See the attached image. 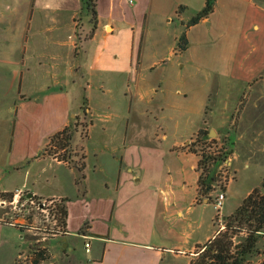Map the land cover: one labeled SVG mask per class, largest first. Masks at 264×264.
I'll return each mask as SVG.
<instances>
[{
    "label": "crops",
    "instance_id": "0c3cea01",
    "mask_svg": "<svg viewBox=\"0 0 264 264\" xmlns=\"http://www.w3.org/2000/svg\"><path fill=\"white\" fill-rule=\"evenodd\" d=\"M205 4L98 0V28L77 50L81 0H0V200L17 190L65 200L67 235L46 242L50 264H191L218 233L215 204L198 203L201 157L191 144L205 128L228 133L235 150L229 121L247 90L264 110V0H217L178 53ZM85 82L97 103L75 112ZM84 119L85 137L72 139L80 172L45 149ZM4 209L0 264H19Z\"/></svg>",
    "mask_w": 264,
    "mask_h": 264
},
{
    "label": "rangeland",
    "instance_id": "374dc122",
    "mask_svg": "<svg viewBox=\"0 0 264 264\" xmlns=\"http://www.w3.org/2000/svg\"><path fill=\"white\" fill-rule=\"evenodd\" d=\"M92 28V25H88L87 18H82L81 14L79 13V15L77 16L76 29L78 41V45H76L77 50L81 49L86 41L91 40L93 38L94 34L91 35ZM84 86L86 91L84 89L76 90V92H78V96L77 94L73 95L75 112L81 111L80 106H84L86 100H90V103L94 105L97 103V90L93 89L92 87L87 88L86 82ZM234 91L237 93L238 89H235ZM87 103H89V101H87ZM242 106H244V109L240 113L238 112V110L240 107L242 109ZM236 115H238V117H236ZM77 124L80 125L78 132L80 131L82 137L84 138L86 135L87 127L89 125V120L84 119L82 123H80L78 120ZM229 126L230 130L232 131V135L234 136V140L238 138L237 146L234 150L235 160L233 161V166H231V164L229 163L231 162V159H233V154L225 163L219 165L216 168L215 172V176L217 179L215 192H217V196L220 193L226 194L227 188L231 180H234V184L232 185L231 191L228 194V199L224 202L223 210L221 209L222 213L224 214H228L234 211L235 208H237L243 203V201L252 193L254 189L260 188L264 182V134L258 137L249 135L245 136L244 139H239L240 136L238 134V132L243 131V129H245L244 131H246L247 127L253 126L260 127L259 130H263L264 132L263 107H259V104L256 103L255 98H250V91L247 90L245 95L240 99L235 114L229 121ZM251 131L252 130H250V132ZM213 132L214 134L209 135L210 140L205 142L203 150H205L207 153H216L217 155H219L217 151H220L219 153L227 152L229 147L226 149L221 148V142L229 134L220 133L219 135H217V130ZM219 132H222V130H220ZM73 146V142H71L70 148H68L67 150H59L56 148V146L51 144L47 146L45 151L48 155L50 154L51 156H54V158L57 159H62V157L65 156V159H67L66 162L69 164V166L77 167V165L81 163L80 159H77L80 157V153L75 151ZM196 150L199 151L200 149L196 148ZM198 154L201 155L200 151L198 152ZM103 159L107 162L113 161L110 157H106ZM89 163L91 166H93V164H96L95 158L92 157ZM200 173H202V171ZM212 197V202L215 204L216 198H214V196ZM6 200L9 201V199L7 198ZM40 202V200L34 201V206L33 203L29 202L27 192L25 191L24 196L21 199V203L24 204L25 207L20 208L18 210H14L12 207L5 208L3 211L6 215L3 218V222H7L6 224H11L12 222L18 221L20 223L25 222V224L29 225L30 227H43V215L40 211L37 210L36 207V205H38ZM212 211H214V208L212 210H209L208 213L213 214L214 212ZM224 214H221L219 212L218 215L215 217V227L217 232L220 230H224L225 228ZM7 228L9 236L8 238L12 243V247L14 248V250L17 249V252H24V254H22L21 259H19V264H32L34 259V252L32 251L33 245L36 244V241L42 240L44 238L43 235L39 231L31 230V232H28L27 230H24L18 226H7ZM233 231V234L236 237L235 241L237 244L241 242L247 234L245 232H242L239 235H236L237 230ZM20 233L24 235L25 239L20 238ZM51 239L53 238H50V240ZM46 245V242L40 244V246L42 247H46ZM82 249L83 245L81 244V246H79L78 248V253L81 255V257L84 256ZM50 262L51 260L42 264H50ZM263 262L264 236H261L257 246V250L249 258V264H262Z\"/></svg>",
    "mask_w": 264,
    "mask_h": 264
},
{
    "label": "trees",
    "instance_id": "16d2710c",
    "mask_svg": "<svg viewBox=\"0 0 264 264\" xmlns=\"http://www.w3.org/2000/svg\"><path fill=\"white\" fill-rule=\"evenodd\" d=\"M217 0H206L205 7L197 13L190 22L186 25V30L180 36L176 51L180 54L187 51L189 47V39L187 30L200 23L202 20L207 19L215 10ZM98 0H81V17L87 18L89 23L93 26L91 35L97 29L98 25ZM184 7H180L182 11ZM87 102L85 103V106ZM239 108L238 112H242L244 106ZM238 117V115H236ZM235 117V119H236ZM80 125L75 123L70 127L65 128L62 132L56 134L51 138L50 144L56 146L59 150H67L70 148V143L76 132H78ZM210 140L208 130L202 128L195 141L191 144V150L198 153L200 151L201 160L199 163V191L198 203L208 199L213 203V193L216 191L217 179L215 176L216 168L225 163L234 154V143L228 137L222 140L221 148H228L225 153L219 155L207 153L204 149L205 142ZM48 145V146H49ZM199 148L200 150H196ZM46 150V149H45ZM45 154L48 155L45 151ZM50 157V154L48 155ZM59 161L66 162L65 156ZM80 172L84 171V165H77ZM4 198L12 199V194H4ZM31 201H39L33 198ZM65 203V200H64ZM61 205V222L66 228L68 220V210L66 205ZM224 230L218 231L216 236L205 245L198 247V256L191 262V264H249V258L257 250V246L261 236H264V182L260 188H256L252 193L243 201L238 209L230 216L225 218ZM233 230H237L236 235L242 232L247 233L241 242L236 243ZM238 233V234H237ZM32 251L34 252V259L32 264H42L49 262L52 257L47 247H41L36 241L33 245ZM264 264V262L262 263Z\"/></svg>",
    "mask_w": 264,
    "mask_h": 264
},
{
    "label": "built area",
    "instance_id": "2783aa9c",
    "mask_svg": "<svg viewBox=\"0 0 264 264\" xmlns=\"http://www.w3.org/2000/svg\"><path fill=\"white\" fill-rule=\"evenodd\" d=\"M23 190H17L14 194L11 200L7 201L6 199H1L0 204L4 208L12 207L14 210H18L20 208H24L25 205L21 203V199L24 196ZM29 199V198H28ZM226 199L225 193H220L216 199H215V207L220 212V210L223 208L224 202ZM41 202L36 205L37 210L41 212L43 215V227H30L29 225H26L25 222H12L11 226H18L24 230H27L28 232H31V230L39 231L43 235L42 240H38L37 242L40 244H43L45 242H48L50 238H62L67 235V229L63 226L61 222V205H63L64 200L62 198H52L47 200H40ZM29 202L33 203L35 206L34 201H31L29 199ZM65 204V203H64ZM7 223V222H6ZM48 237V238H47ZM42 242V243H41ZM42 247V246H41ZM86 251L90 252V245H85Z\"/></svg>",
    "mask_w": 264,
    "mask_h": 264
},
{
    "label": "water",
    "instance_id": "95a60500",
    "mask_svg": "<svg viewBox=\"0 0 264 264\" xmlns=\"http://www.w3.org/2000/svg\"><path fill=\"white\" fill-rule=\"evenodd\" d=\"M211 134H214V132L211 131ZM33 197H34V196H33L32 194L28 196L29 199H33Z\"/></svg>",
    "mask_w": 264,
    "mask_h": 264
}]
</instances>
